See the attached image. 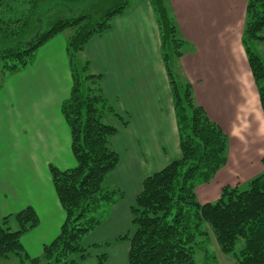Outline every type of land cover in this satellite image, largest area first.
<instances>
[{"label":"crops","instance_id":"0c3cea01","mask_svg":"<svg viewBox=\"0 0 264 264\" xmlns=\"http://www.w3.org/2000/svg\"><path fill=\"white\" fill-rule=\"evenodd\" d=\"M247 4L248 0H168L182 36L189 41L181 69L193 85L196 102L228 136L226 164L196 189L202 203L218 199L224 186L246 187L264 170V111L242 41ZM258 44L264 47V40ZM66 45L60 34L53 37L39 48L27 68L10 74L0 86V142L4 143V131H10L7 126L18 121L25 107L32 121L16 123L15 130L21 142H30L31 152L40 153L32 172L19 173L18 184L20 176L0 177L3 185L8 184L0 189V197L17 212L32 206L39 215V225L21 239L31 257L42 255L65 219L50 166L68 169L76 165L70 128L62 113L72 89ZM82 58L102 75L104 93L119 115L108 117L119 129L112 144L120 153V163L107 184L124 192L123 199L109 207L107 217L84 238L85 245L99 247L83 264H99L101 254L107 257L103 264H129L130 244L118 237L131 227V206L143 181L181 156L172 90L151 0H131L109 29L88 42ZM16 78L20 82L12 83ZM21 102L25 106L19 108ZM37 169L42 177L36 175ZM215 255L212 264H238L221 250Z\"/></svg>","mask_w":264,"mask_h":264},{"label":"trees","instance_id":"16d2710c","mask_svg":"<svg viewBox=\"0 0 264 264\" xmlns=\"http://www.w3.org/2000/svg\"><path fill=\"white\" fill-rule=\"evenodd\" d=\"M47 1L53 0H0V32L5 33L2 29L8 30L12 23L25 33L32 21L39 25L28 41L0 49V69L8 76L27 68L40 47L73 29L66 45L72 89L62 113L70 128L76 165L68 169L50 166L65 212L59 234L44 246L40 257H31L21 239L39 225L40 218L27 206L15 215L18 229L9 226L11 215L0 222V259L14 255L21 264H83L99 247L85 245L84 238L107 217L109 207L123 199L124 192L105 185L120 163V153L112 144L119 129L108 118L119 115L104 93L102 75L91 71L90 61L83 59L82 53L94 36L109 29L112 20L125 12L131 0H106L112 4L105 9L99 7L103 0H89L76 10L65 6L69 14L57 16L45 27L37 11ZM151 3L172 90L181 156L144 179L131 206V227L118 240L130 244L129 264H196L197 246L205 250L203 264H212L215 258L205 246L211 232L220 250L238 264H264V170L246 187L224 186L215 201L199 202L196 188L210 182L226 164L228 136L196 102L193 85L181 69L189 41L182 36L168 0ZM14 34L5 33L7 37ZM263 40L264 0H248L242 41L264 111V59L253 48ZM106 259V254H101L98 263Z\"/></svg>","mask_w":264,"mask_h":264},{"label":"rangeland","instance_id":"374dc122","mask_svg":"<svg viewBox=\"0 0 264 264\" xmlns=\"http://www.w3.org/2000/svg\"><path fill=\"white\" fill-rule=\"evenodd\" d=\"M88 1L89 0H80V1L53 0V1L43 2L40 4L38 11H37V14L39 15L38 20H40L41 23L43 22L44 26L46 27L47 25H50L51 21H53L57 16L59 17V16H64V15L69 14V12H67V9L65 8V6H68L71 9L76 10L80 6L86 4ZM110 4H112V3L107 2L106 0H103L99 3V7L105 9L108 6H110ZM37 26H39L37 24V22L35 23V21H32L31 28L26 33L23 31L21 32V28H19V25H16L13 23L11 24L10 27H8V30L3 28L2 30H4L7 35H11L14 33H17V34H14L13 37H7L5 35V33L0 32V49H4L6 47L13 46L18 41H22V42L28 41L31 38V35L37 29ZM4 27H6V26L4 25ZM72 32H73V29H71V28L66 29L65 31H63L60 34L61 38L64 39V41H66V43H67L68 38L72 34ZM258 43H259V41L255 42L253 45V48L256 52L260 53L264 59V47L262 46V44H258ZM93 73H95V72H93ZM6 77L11 78L10 75H8V76L4 75L0 69V84L4 83L7 80V79H5ZM18 81L20 82V79L16 78V80L15 79L12 80V83L17 84ZM21 81L24 82V80L22 78H21ZM13 90L17 91L16 88H13ZM15 95L18 97V94H10L11 97H15ZM21 106H25V105H23V103L21 102V104L19 103V108ZM25 111L28 113V116H25ZM29 112L30 111L27 108L22 107L19 111L18 121H15V122L11 121V122H13V125L7 126L8 128H10V131L9 132L4 131L5 135L2 136V139H4V143H2V141L0 142V177H2L3 175H7L8 173L13 174L12 176L16 177V176H20L19 173L27 175L33 171V168H34L35 162H36L35 156L40 155V153H37V155H36L33 152L32 149H33L34 145L31 148V150H32V152H31L29 150L30 142H28V141L21 142L20 137L17 133V130H15V127H16L15 124L16 123H18V122L21 123L22 120L32 121V117H31ZM31 138H32V140L35 139L34 136H31ZM0 139H1V136H0ZM40 160H41V158H38V166H40ZM36 175L42 177L41 170L37 169ZM20 178H22V176H20L16 179L17 184H18V179H20ZM109 179L110 178H108V180ZM107 181L105 182L106 186H107ZM13 182H14L13 179H9L8 183H11V185H12ZM4 183H7V181H5ZM4 185H8V184H4ZM4 185L2 182H0V189L4 188ZM196 194H197V192H196ZM197 198H198V196H197ZM198 200L200 203H202L199 198H198ZM8 212H10V213H8ZM16 212L17 211L14 209V206L8 204V201L5 199V197L2 198V196H1L0 197V222L3 220L4 216L11 215L10 221H9V226L13 230L18 229L19 223L15 218ZM209 235L210 236H209L208 243L205 244V246L211 252V255H213V257L216 259L215 253L218 252L220 250V248H219V246L215 240L214 235L211 232ZM195 260H196V264H203L206 261L205 250L203 247L202 248H201V246L196 247V249H195ZM0 262L2 264H21L20 259L14 255L11 256L9 259H0ZM26 264H33V263L27 262ZM40 264H44V263L42 262Z\"/></svg>","mask_w":264,"mask_h":264}]
</instances>
